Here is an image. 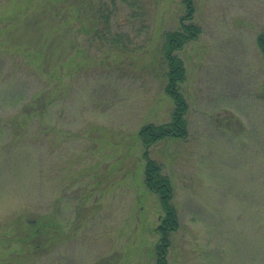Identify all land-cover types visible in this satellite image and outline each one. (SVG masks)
<instances>
[{"label": "rangeland", "instance_id": "374dc122", "mask_svg": "<svg viewBox=\"0 0 264 264\" xmlns=\"http://www.w3.org/2000/svg\"><path fill=\"white\" fill-rule=\"evenodd\" d=\"M0 0V264H156L163 215L139 132L171 121L166 33L189 136L149 149L173 189L169 264H264V0ZM104 15V16H102Z\"/></svg>", "mask_w": 264, "mask_h": 264}, {"label": "trees", "instance_id": "16d2710c", "mask_svg": "<svg viewBox=\"0 0 264 264\" xmlns=\"http://www.w3.org/2000/svg\"><path fill=\"white\" fill-rule=\"evenodd\" d=\"M189 10L188 20L192 19L193 0H184ZM104 16V15H102ZM201 34V29L195 24H184L182 29L166 33L165 56L168 61L169 82L166 88L167 94L174 101V110L171 121L163 124L149 123L144 125L139 132L140 139L145 146L143 158L145 164V186L149 191L159 197L162 217V236L157 246V263L169 264L167 261L168 248L170 246V232L179 228V218L177 209L173 203L174 189L169 177L162 173L159 163L152 160L149 149L152 145L165 138L185 139L189 136L187 113L188 103L184 94L179 88V83L186 79V69L183 61L174 55V52L181 50L187 43L196 40ZM258 45L264 56V31L258 36Z\"/></svg>", "mask_w": 264, "mask_h": 264}, {"label": "crops", "instance_id": "0c3cea01", "mask_svg": "<svg viewBox=\"0 0 264 264\" xmlns=\"http://www.w3.org/2000/svg\"><path fill=\"white\" fill-rule=\"evenodd\" d=\"M264 207V206H263Z\"/></svg>", "mask_w": 264, "mask_h": 264}]
</instances>
